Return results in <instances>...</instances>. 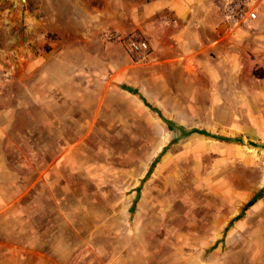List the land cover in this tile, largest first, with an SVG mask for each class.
<instances>
[{
    "label": "rangeland",
    "instance_id": "1",
    "mask_svg": "<svg viewBox=\"0 0 264 264\" xmlns=\"http://www.w3.org/2000/svg\"><path fill=\"white\" fill-rule=\"evenodd\" d=\"M6 32L16 43L0 40V247L25 243L55 264H264L259 102L243 106L236 91L233 106H210L206 76L160 68L150 44L130 49L129 37L146 39L138 29L86 44ZM238 62L244 82L253 57ZM254 196L260 207L239 201ZM16 257L0 249L1 263Z\"/></svg>",
    "mask_w": 264,
    "mask_h": 264
},
{
    "label": "crops",
    "instance_id": "2",
    "mask_svg": "<svg viewBox=\"0 0 264 264\" xmlns=\"http://www.w3.org/2000/svg\"><path fill=\"white\" fill-rule=\"evenodd\" d=\"M220 4L222 0H11L2 5L0 19L5 27L0 40L16 43L6 30L21 29L26 37L24 43L29 38H33L30 39L32 43H39L48 35H54L53 43L86 44L106 41L109 33L122 39L125 34L128 36L138 29L147 40L141 38L151 45V60L157 66L162 69L168 66L173 75H180V68L189 65L192 75L208 78V90L214 93L210 106L231 107V94L240 91L244 93L241 105L254 106L259 102L264 108V0H258L257 19L249 27L235 29L228 27L222 19ZM4 36L6 39L2 40ZM131 38L127 40L128 45ZM251 56L252 66L243 82L244 73L238 60ZM22 57L32 63L38 60L29 50L23 51ZM253 67L262 69L263 78L253 73L256 70ZM25 70L33 74L37 68ZM255 87L257 95L251 98L250 92ZM217 92H228V99L215 97ZM261 139L260 152H263L264 137ZM228 179L233 182L232 178ZM229 181L228 185H233ZM262 184L259 185L262 187ZM257 197L239 201L244 202V206L255 203L256 208L263 203L256 202ZM230 220L241 219L235 216ZM24 244L17 245L20 249L1 246L5 252L15 251L19 258L7 262L4 259L0 264H55L49 255L40 259L27 255L22 250ZM29 247L33 248L32 245ZM39 249L32 250L40 253Z\"/></svg>",
    "mask_w": 264,
    "mask_h": 264
},
{
    "label": "built area",
    "instance_id": "3",
    "mask_svg": "<svg viewBox=\"0 0 264 264\" xmlns=\"http://www.w3.org/2000/svg\"><path fill=\"white\" fill-rule=\"evenodd\" d=\"M258 0H222V17L231 29L249 27L257 19ZM129 47L135 52H146L149 44L139 37L129 40Z\"/></svg>",
    "mask_w": 264,
    "mask_h": 264
}]
</instances>
